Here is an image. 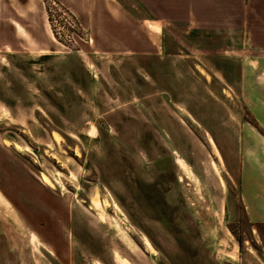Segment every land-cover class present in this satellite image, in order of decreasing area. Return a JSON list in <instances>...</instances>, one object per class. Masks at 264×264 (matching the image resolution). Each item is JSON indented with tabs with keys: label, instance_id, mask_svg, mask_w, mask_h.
<instances>
[{
	"label": "rangeland",
	"instance_id": "rangeland-1",
	"mask_svg": "<svg viewBox=\"0 0 264 264\" xmlns=\"http://www.w3.org/2000/svg\"><path fill=\"white\" fill-rule=\"evenodd\" d=\"M70 1L0 0V178L42 189L23 202L37 214L57 207L33 225L10 203L6 230L24 249L31 225L35 264H264L242 198L244 177L264 186V41L164 32L160 54L151 35L131 53L134 0Z\"/></svg>",
	"mask_w": 264,
	"mask_h": 264
},
{
	"label": "crops",
	"instance_id": "crops-1",
	"mask_svg": "<svg viewBox=\"0 0 264 264\" xmlns=\"http://www.w3.org/2000/svg\"><path fill=\"white\" fill-rule=\"evenodd\" d=\"M18 1L22 4V1L24 0ZM61 1L66 3L67 5L73 6V3L70 0ZM134 1L139 6V18H135V14L134 12H131V10H127L126 8L123 9L126 12L125 18L130 24V28L125 29V33L129 39L126 37L124 46L130 47L131 53L141 52L142 54H148L150 45L149 36L151 35L152 38L156 41L155 44L153 41H151V46H154L156 48L155 52L160 54L164 50L165 46L164 42H162L164 32H228L233 31L234 29L242 31L246 29L251 33V36L254 39L256 38L258 40L264 41V0ZM32 2L35 5L34 0H32ZM27 5L28 3H26V6H23L21 8L25 11L26 16L28 18L36 17L35 15L37 13L34 12L33 6L28 7ZM123 10H118L117 8V11L119 12H123ZM120 15L124 16V13H121ZM117 19L116 21L119 22L120 20ZM15 22H17V24H15ZM11 23L21 37L26 36V29L28 28L24 27H28L27 25L21 24V22H18L17 20H12ZM151 23L156 24L160 27L159 36H156L149 29ZM234 25H236L237 28H233ZM52 37L53 40H55L54 36H52V31H50L51 40ZM100 48H103L102 45ZM142 56L148 57V55H141V58ZM129 58L133 57L131 56ZM65 66L66 65H64V67ZM176 162L181 170L185 173L184 167L186 165H189L188 162L181 156H178ZM4 168L8 172L12 171V167L8 165H4ZM14 177L15 176H11V178H9V181H5L4 178H0L1 212L6 213L12 219L17 221V217L13 211L11 204L13 203L14 207H21L25 209L27 208L29 218L31 219L29 222L35 225V222L39 215L43 216L44 218V214L47 215L49 209L52 210L57 208L56 206L53 207V205L50 206L46 204V209L42 208L43 211H39L37 214L36 205H31V208L29 206L26 207V205L24 206V199L30 200L34 204V202L36 201L35 198L38 197V195L39 197H41V202H44V191L37 186H29L30 188H25V183L22 182L20 178L17 179V177ZM220 180L222 182V185H224L221 177ZM14 184L17 187L19 186L18 188L20 190H16L13 187ZM44 184L46 185L45 182ZM190 184L192 186V183ZM47 186L49 185L47 184ZM242 186V198L248 213V217L253 224V230L264 232V186L258 184V182L255 183L250 179L247 180V178L245 177L243 179ZM96 200L98 199H93V204L97 209V212L100 213L97 207L98 204H96ZM98 202L101 205V202L99 200ZM45 221V230L47 234H50V239L55 238V236L53 235L55 231L53 227L54 219L49 216L48 219H45ZM6 225L7 223L5 221H0V264H35L37 257V254L35 252L37 251V249L35 248V244L31 241V234L34 233L37 235V233L30 228V225L28 228L29 236H27V238H24L25 247L24 249H21L20 244H17L16 241H20V239H22L23 237H20L18 233L6 230ZM260 238L262 239V241H264V235H262ZM119 256H121V254H119ZM234 257L235 259L238 258V250ZM120 258L119 261L123 264H136L130 261L126 256H122V258Z\"/></svg>",
	"mask_w": 264,
	"mask_h": 264
},
{
	"label": "bare ground",
	"instance_id": "bare-ground-1",
	"mask_svg": "<svg viewBox=\"0 0 264 264\" xmlns=\"http://www.w3.org/2000/svg\"><path fill=\"white\" fill-rule=\"evenodd\" d=\"M41 177H42L43 181H44L46 184H48V185L51 186V187H54V183H53V181H52L50 175H48V174L45 173V172H42V173H41Z\"/></svg>",
	"mask_w": 264,
	"mask_h": 264
}]
</instances>
